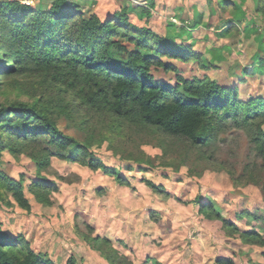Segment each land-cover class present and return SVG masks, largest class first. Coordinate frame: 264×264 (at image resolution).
Returning <instances> with one entry per match:
<instances>
[{
    "label": "rangeland",
    "instance_id": "374dc122",
    "mask_svg": "<svg viewBox=\"0 0 264 264\" xmlns=\"http://www.w3.org/2000/svg\"><path fill=\"white\" fill-rule=\"evenodd\" d=\"M19 2L46 9L51 4V0ZM81 2L88 13H99L104 20L128 7V17L136 25L160 34L171 29L178 41L192 42L205 65L212 67L202 69L195 61L165 58L179 67L186 78L206 73L224 86L238 85L242 99L264 96V64L258 62L264 58V19L257 11V0H230V4L237 6L224 10L221 0ZM238 15H244L243 21L230 27L227 21ZM188 29H192L191 38ZM128 47L133 48L130 44ZM255 62L259 65L255 73L241 76L242 68L251 71ZM153 72L158 79L176 83L173 72ZM59 126L79 143H85L86 133L65 113ZM226 126L227 130L221 131L217 140L204 149L210 160H201L200 164H196L198 153L189 150L180 139H167L162 144L149 139L141 143L138 150L150 161L135 163L125 159L123 151H115L109 141L98 137L91 151L128 184L103 168L94 170L55 157L40 171L28 156L4 151L0 168L16 179L24 178L31 209L16 203L0 205V228L12 236L24 234L35 251L56 264H67L73 254L78 264H102L101 258H107L92 249V243L124 264H151L148 257L162 264H218L225 257L236 264H264V244H245L238 236H229L220 220L207 219L199 211L200 202H212L225 218L244 230L259 232L264 238V191L256 183L239 179L249 164L255 177L260 178L257 181L263 182L264 158L243 127L234 123ZM132 135L118 139L121 142L117 146L122 150L134 149L137 135ZM164 148L168 151L164 152ZM39 176L57 184L50 202L42 203L28 191L30 183L39 180ZM85 234L108 238L116 252L100 240L88 243Z\"/></svg>",
    "mask_w": 264,
    "mask_h": 264
},
{
    "label": "trees",
    "instance_id": "16d2710c",
    "mask_svg": "<svg viewBox=\"0 0 264 264\" xmlns=\"http://www.w3.org/2000/svg\"><path fill=\"white\" fill-rule=\"evenodd\" d=\"M229 1L221 0V9L237 6ZM81 3L51 0L46 9L19 0H0V158L4 151L23 154L41 171L55 157L94 170L103 168L128 184L91 151L98 137L135 163L150 161L138 150L141 143L180 139L198 153L196 164H200L201 160H210L204 149L227 130L228 123L243 127L264 158V96L242 99L238 85L224 86L206 73L186 78L165 58L195 61L202 69L212 67L205 65L201 52L195 51L191 43L178 41L170 30L160 34L136 25L128 17V7L103 20L96 12L88 13ZM257 11L264 19V0H257ZM243 19L244 15H238L227 22L234 27ZM191 35L188 30V38ZM258 62L264 64V58ZM257 66L253 63L251 71L243 67L241 76L254 74ZM153 69L175 73L176 83L158 79ZM64 113L86 133L85 143L61 129L59 120ZM129 134L137 135L136 145L122 150L117 146L121 142L118 139ZM222 168L234 173L225 165ZM245 168V174L238 178L260 185L264 191V181H257L260 178L255 177L249 164ZM57 188L53 180L39 176L28 191L45 203L51 201ZM14 203L31 209L24 178L16 179L0 168V205ZM199 211L207 219L220 220L229 236H238L245 244H264L259 232L242 229L225 218L214 203L200 202ZM1 228L0 264H56L35 251L24 234L12 236ZM85 238L88 243L100 240L116 252L108 238L90 234ZM90 247L111 264H124L102 253L93 243ZM78 261L73 254L67 264ZM218 264L236 263L225 257Z\"/></svg>",
    "mask_w": 264,
    "mask_h": 264
},
{
    "label": "crops",
    "instance_id": "0c3cea01",
    "mask_svg": "<svg viewBox=\"0 0 264 264\" xmlns=\"http://www.w3.org/2000/svg\"><path fill=\"white\" fill-rule=\"evenodd\" d=\"M98 14H99V13H98ZM99 16H100V14H99ZM110 16H111V15H110ZM110 16H109V17H110ZM100 17H101V16H100ZM109 17H108V18H109ZM108 18H107V19H108ZM103 20H104V19H103ZM197 25H198V24H196L195 27H196ZM170 30H171V29H170ZM188 30H191V31H192V29H188ZM187 33H188V32H187ZM191 44H192V42H191ZM192 45H193V44H192ZM101 263H102V264H110L109 261H107V260H106L105 258H103V257L101 258Z\"/></svg>",
    "mask_w": 264,
    "mask_h": 264
}]
</instances>
